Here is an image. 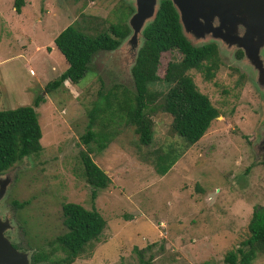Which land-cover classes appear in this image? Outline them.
Instances as JSON below:
<instances>
[{"label":"rangeland","instance_id":"obj_1","mask_svg":"<svg viewBox=\"0 0 264 264\" xmlns=\"http://www.w3.org/2000/svg\"><path fill=\"white\" fill-rule=\"evenodd\" d=\"M13 1L0 0V110L31 106L43 97L35 108L42 149L1 174H11L0 201V221L8 219L11 228L3 234L30 260L48 252L46 242L64 232L61 205L69 202L93 207L105 221L99 238L71 264H139L135 249L152 264H229L224 257L247 238L254 209L264 207V94L253 84L243 52L218 51L220 65L211 80L188 72L218 111L192 146L184 148L171 130L160 100L145 109L153 123L150 145H140L133 127L117 120L102 151L91 142V159L110 180L91 199L78 159L86 149L80 136L101 99L97 92L103 95L112 85L132 89L133 83L123 57L101 52L75 85L64 82L47 94L45 85L67 66L53 39L73 22L90 37L108 33L115 10L131 7L130 1L22 0L19 14ZM177 57L161 54L158 77ZM100 129L97 119L92 130ZM169 148L180 157L159 176L155 156ZM13 199L27 204L16 210ZM250 264H264V253Z\"/></svg>","mask_w":264,"mask_h":264},{"label":"trees","instance_id":"obj_2","mask_svg":"<svg viewBox=\"0 0 264 264\" xmlns=\"http://www.w3.org/2000/svg\"><path fill=\"white\" fill-rule=\"evenodd\" d=\"M22 0H14L13 8L20 13ZM115 10V20L111 22L108 33L90 37L75 22L63 28L53 39L56 50L63 57L66 68L54 80L48 82L44 90L51 93L69 82L75 85L88 70L91 58L96 53L114 50L128 34L126 18L132 12L129 6ZM122 12V14H120ZM175 52L178 57L166 63L163 76L157 75L161 54ZM236 52V57L240 56ZM220 65L214 44L192 47L183 37L178 16L169 0H160L159 8L151 23L142 32V45L131 68L132 89L122 85H112L102 95L100 101L89 114V123L81 143L86 147L80 150L78 159L82 167V178L91 188V199L96 191L105 189L110 180L91 159L88 148L91 142L97 151L108 144L111 134L107 130L114 120L123 121L133 127L140 145L148 146L152 140L153 123L145 112L148 104L160 100L161 109L171 116V130L184 142V148L195 144L204 135L210 123L218 116L208 97L200 93L188 72H199L205 80H211ZM165 85L157 90L156 85ZM44 102L37 96L31 106H18L0 110V174L6 172L24 157L38 155L40 145V127L35 108ZM100 121L101 129L92 130L94 121ZM181 152L169 148L167 152L157 154L154 160L155 172L162 176L180 157ZM264 167V160L262 161ZM27 202L13 199L12 207L22 209ZM61 222L64 232L46 242L48 252H36L31 263L71 264L86 247L101 235L105 221L93 208L85 209L79 204L61 205ZM14 246V245H13ZM139 264H152L151 258L144 259L142 252L135 249ZM264 253V207L254 209L247 224V238L234 250L229 251L224 261L229 264H250L257 254Z\"/></svg>","mask_w":264,"mask_h":264},{"label":"water","instance_id":"obj_3","mask_svg":"<svg viewBox=\"0 0 264 264\" xmlns=\"http://www.w3.org/2000/svg\"><path fill=\"white\" fill-rule=\"evenodd\" d=\"M132 12L126 20L128 34L110 53L123 57L131 76L142 32L153 21L160 0H129ZM178 16L183 37L192 47L214 44L217 52L241 50L242 62L252 68L253 84L264 94V0H169ZM11 174H0V201ZM0 221V264H31L26 252L13 247L3 234L10 224Z\"/></svg>","mask_w":264,"mask_h":264},{"label":"flooded vegetation","instance_id":"obj_4","mask_svg":"<svg viewBox=\"0 0 264 264\" xmlns=\"http://www.w3.org/2000/svg\"><path fill=\"white\" fill-rule=\"evenodd\" d=\"M12 245H14V244H12ZM13 247H15L16 248V246L14 245Z\"/></svg>","mask_w":264,"mask_h":264}]
</instances>
